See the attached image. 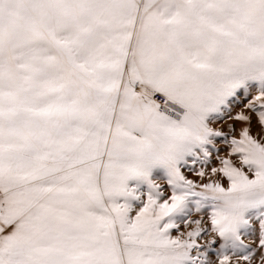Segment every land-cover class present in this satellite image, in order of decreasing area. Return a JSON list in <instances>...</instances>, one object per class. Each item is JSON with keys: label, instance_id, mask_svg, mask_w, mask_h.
I'll use <instances>...</instances> for the list:
<instances>
[{"label": "snow or ice", "instance_id": "6c2138e0", "mask_svg": "<svg viewBox=\"0 0 264 264\" xmlns=\"http://www.w3.org/2000/svg\"><path fill=\"white\" fill-rule=\"evenodd\" d=\"M0 264H264V0H0Z\"/></svg>", "mask_w": 264, "mask_h": 264}, {"label": "rangeland", "instance_id": "374dc122", "mask_svg": "<svg viewBox=\"0 0 264 264\" xmlns=\"http://www.w3.org/2000/svg\"><path fill=\"white\" fill-rule=\"evenodd\" d=\"M236 110H238V109H236Z\"/></svg>", "mask_w": 264, "mask_h": 264}]
</instances>
